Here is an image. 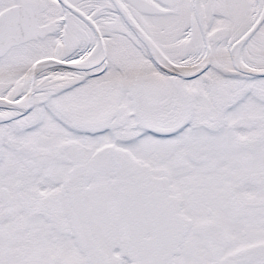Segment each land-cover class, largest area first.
Instances as JSON below:
<instances>
[{
  "label": "snow or ice",
  "instance_id": "obj_1",
  "mask_svg": "<svg viewBox=\"0 0 264 264\" xmlns=\"http://www.w3.org/2000/svg\"><path fill=\"white\" fill-rule=\"evenodd\" d=\"M0 264H264V0H0Z\"/></svg>",
  "mask_w": 264,
  "mask_h": 264
}]
</instances>
